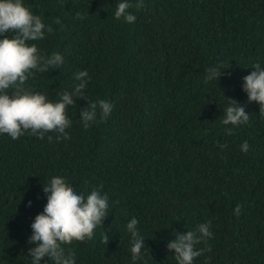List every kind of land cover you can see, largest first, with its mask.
Listing matches in <instances>:
<instances>
[{
	"label": "trees",
	"instance_id": "trees-1",
	"mask_svg": "<svg viewBox=\"0 0 264 264\" xmlns=\"http://www.w3.org/2000/svg\"><path fill=\"white\" fill-rule=\"evenodd\" d=\"M22 2L53 28L27 43L45 58L63 56L60 68L31 70L25 86L55 101L86 70L84 98L113 108L107 118L97 108L85 129L87 101L75 98L66 109L68 139L0 133V264H32L31 224L53 176L84 195L103 185L109 197L93 237L62 244L75 264H178L168 242L207 221L213 236L196 247L211 250L193 264H264V114L242 90L251 67L264 68V0H143L129 9L133 23L115 17L121 0ZM225 66L217 83L204 82L208 67ZM230 98L249 114L246 124H222ZM133 217L146 246L137 261L126 228ZM40 264L54 262L45 256Z\"/></svg>",
	"mask_w": 264,
	"mask_h": 264
},
{
	"label": "clouds",
	"instance_id": "clouds-1",
	"mask_svg": "<svg viewBox=\"0 0 264 264\" xmlns=\"http://www.w3.org/2000/svg\"><path fill=\"white\" fill-rule=\"evenodd\" d=\"M143 8V0H121L118 4L115 17L133 23L136 16L129 12L131 8ZM77 18L83 17L77 13ZM61 24L59 18L55 21ZM14 33L11 37L5 35L0 39V133L8 134L13 140L19 139L26 132L33 136L43 138L46 132L55 131L65 139L70 138L65 129L71 127V120L66 116V109L75 104V98H82L83 90L89 79L86 70L74 74V79L79 81L70 93H59L58 100H49L47 94L36 92L26 87V82L32 77L33 72L47 73L52 69L60 68L63 56L53 53L45 58L35 43L45 38L46 33H52L53 28L46 25L40 16L34 15L30 6H25L22 0H0V34ZM223 67H208L204 82L218 81ZM254 69L243 77L242 90L247 93L248 101L258 102L260 113L264 114V68L259 63L254 64ZM230 75V73H228ZM11 92V96H9ZM231 104L225 109L222 124L243 125L250 116L245 112L243 105L230 98ZM87 101V100H86ZM97 108L101 117L107 118L113 108L112 103L101 99L89 103L80 111L81 120L85 129L96 120ZM226 134L231 135L232 129L226 128ZM52 139L51 136L48 137ZM223 149L227 145L218 142ZM247 141L241 144V151L247 152ZM103 185L95 186L84 195L77 193L72 185L61 176H53L50 183L44 184L43 191L48 194L44 211L36 215L31 224L32 235L28 238L34 246L28 249L32 264H40L45 256L54 264H75V253L66 252L62 244H71L74 240L83 242L93 237V230L99 225L102 227L104 218L109 213V197L102 192ZM31 202L29 201V206ZM234 212L240 215L241 205H236ZM139 221L133 217L126 225L132 237V260L142 258V249L145 248V237L138 232ZM158 230V229H157ZM213 236L211 221L199 223L194 230L178 233L175 239L167 244L169 250H174L178 264H193L194 258L201 256L205 251H210V246L197 248L196 245H207ZM110 237L104 232L102 242L106 245Z\"/></svg>",
	"mask_w": 264,
	"mask_h": 264
}]
</instances>
